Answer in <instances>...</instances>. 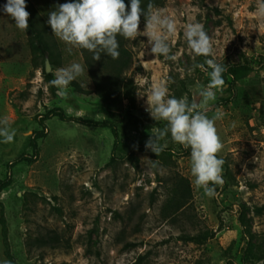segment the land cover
<instances>
[{"label": "rangeland", "instance_id": "obj_1", "mask_svg": "<svg viewBox=\"0 0 264 264\" xmlns=\"http://www.w3.org/2000/svg\"><path fill=\"white\" fill-rule=\"evenodd\" d=\"M31 1L44 14L56 8H51L54 0L49 8L47 0ZM5 3L0 0V119L12 122L15 137L11 143L0 142V177L7 170L12 178L0 201L16 264H262L243 258L246 235L238 217L244 213L264 257V0H141L145 13L151 3L175 20L177 30L168 43L176 59L151 54L143 34L146 15L141 17V36L134 41L122 37L131 55L124 73L136 85L133 112L143 121L139 131L120 129V146L128 147L131 158L119 156L107 164L112 142L107 128L52 117L45 121L46 135L38 142L34 162L20 160L8 168L7 163L29 153L37 117L46 109L58 106L70 116L93 119L106 113L93 92L81 94L68 86L66 98L57 89L50 93L41 68L32 67L25 32L3 12ZM189 23L203 25L217 63L246 59L252 66L232 91L225 85L210 102L209 117L222 112L215 126L223 143L219 158L225 161L224 184L216 186L217 195L211 198L193 184L190 149L169 135L172 156L157 158L153 169L154 158L144 147L166 125L148 111L151 90L165 83L169 94L175 90L180 98L199 103V90L209 81L207 72L195 67L206 58L194 57L186 43ZM56 40L61 66L46 64V70L48 66L55 75L59 68L80 63L85 73L76 81L92 90V72L101 67L87 63L80 49L67 52L68 46ZM176 174L188 179L192 196L183 210L164 217L161 207ZM262 205L257 213L254 207ZM205 228L214 233L204 243L184 240ZM48 234L59 241L42 242ZM5 260L0 234V264Z\"/></svg>", "mask_w": 264, "mask_h": 264}, {"label": "clouds", "instance_id": "obj_2", "mask_svg": "<svg viewBox=\"0 0 264 264\" xmlns=\"http://www.w3.org/2000/svg\"><path fill=\"white\" fill-rule=\"evenodd\" d=\"M26 7L25 0H6L3 5V12L22 32H27L29 28L30 13ZM260 14L264 15V5H261ZM145 15L143 34L151 46V54L175 60L176 56L170 54L168 43L177 30L175 20L164 15L151 3L145 13L141 0H130L127 5L124 0H72L58 4L55 10L50 11L47 24L52 34L68 46L67 52L84 49L93 53L94 61L100 60L102 53L115 60L120 55L117 37L136 40L142 34L140 22ZM184 37L194 57L206 58L203 64L195 67L203 68L209 81L199 90L202 98L199 103H190L187 97L178 99L169 96L165 83H160L151 90L147 100L148 111L155 121H164L166 125L163 129H156L144 147L158 156L168 147L166 137L170 135L172 142L190 149L193 184L211 198L217 195L216 186L222 187L224 184L225 161L219 158L223 143L215 126L216 121L222 117V112L217 110L212 117L207 112L210 102L217 99V93L222 94L225 90L223 73L227 71V65L217 63L213 58V43L202 24H187ZM84 73V66L74 62L66 68L57 69L55 79L49 83L57 88V95L66 98L69 84ZM11 123L7 117L0 119V142H13L15 129L11 128ZM4 264H11V261L5 260Z\"/></svg>", "mask_w": 264, "mask_h": 264}, {"label": "trees", "instance_id": "obj_3", "mask_svg": "<svg viewBox=\"0 0 264 264\" xmlns=\"http://www.w3.org/2000/svg\"><path fill=\"white\" fill-rule=\"evenodd\" d=\"M62 3L72 2V0H61ZM125 4H129L130 0H124ZM26 10L30 13L29 16V28L26 34L27 47L31 55L32 67L41 68V74L43 80L47 84V88L52 95H55L56 87L50 85V81L55 79V75L52 70H46V64L49 67L57 68L61 66V52L58 42L55 36L51 32L50 26L47 21L41 16L39 11L33 5L30 0H25ZM119 41V58L112 59L106 54H101V58L98 61L93 60V53L80 49L83 52L84 59L87 63L95 62L98 67H101V71L92 72V78L94 80V88L92 90L84 89L80 84L74 80L69 84L73 91L77 93L88 94L93 92L103 105L106 113V117L102 119L84 118L81 116H70L58 106H53L46 109L42 114L37 117L38 128L34 129L28 141L30 151L28 154H21L13 161L6 164V168L11 167L13 164L20 160H25L27 163L34 162L38 153V142L46 135L45 121L49 118L55 117L61 121L72 120L77 123H81L85 126H98L101 128H107L111 134V153L107 164L114 162L119 156L124 158H131L128 147H121V134L120 129H134L141 130L143 121L137 116L133 109L135 108V91L136 85L131 76L125 75V69L130 64L131 55L128 49L122 44V37H117ZM252 69L251 64L244 59L243 61L233 62L227 65V71L223 73V78L226 82L227 89L232 91L236 87V83L241 78L245 77ZM169 96H175L180 98V93L174 90L173 94ZM190 102V99H188ZM152 162L153 169H156L157 158L170 159L172 151L170 148H166L160 155L155 156ZM12 182V178L9 172L6 170L5 174L0 177V192L8 187ZM191 189L189 181L186 177L176 174L171 185L169 195L166 197L162 205V214L164 217H168L171 214H176L183 210V208L189 203L191 199ZM257 213L261 212L263 205L254 207ZM238 221L243 227V232L246 235L245 247L243 258H251L256 261H262L264 264V257L261 253H258L256 244L253 241V234L250 230V226L246 221L244 213H240ZM214 231L209 228L200 230L196 234L184 235V240L192 241L197 244H202L206 239L212 236ZM0 234L3 244V254L7 261H11V264H16L15 259L10 251L8 238H7V226L4 215L3 204L0 201ZM42 242H58L59 239L54 235H47L41 237Z\"/></svg>", "mask_w": 264, "mask_h": 264}, {"label": "crops", "instance_id": "obj_4", "mask_svg": "<svg viewBox=\"0 0 264 264\" xmlns=\"http://www.w3.org/2000/svg\"><path fill=\"white\" fill-rule=\"evenodd\" d=\"M31 1V0H30ZM47 1H49V0H47ZM46 1V2H47ZM32 2V1H31ZM33 3V2H32ZM48 5L46 6V7H50L51 6V1H49L48 3H47ZM58 4H62V1L61 0H54V5L52 4V6H51V8L52 7H57V5ZM33 5L36 7V9L39 11V13L41 14V16L44 18V20L45 21H47L48 20V14H44V13H42L41 11H40V9H38V7L33 3ZM50 8V9H51ZM43 8H41V10H42Z\"/></svg>", "mask_w": 264, "mask_h": 264}, {"label": "water", "instance_id": "obj_5", "mask_svg": "<svg viewBox=\"0 0 264 264\" xmlns=\"http://www.w3.org/2000/svg\"><path fill=\"white\" fill-rule=\"evenodd\" d=\"M48 69H49V68H48V66H47V71H48Z\"/></svg>", "mask_w": 264, "mask_h": 264}]
</instances>
